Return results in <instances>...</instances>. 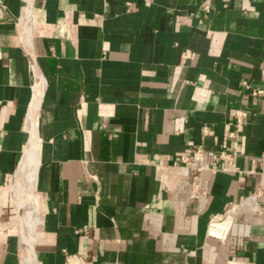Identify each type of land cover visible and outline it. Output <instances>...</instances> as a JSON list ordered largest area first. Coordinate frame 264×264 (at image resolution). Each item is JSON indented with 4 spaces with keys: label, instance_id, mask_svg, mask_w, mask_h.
I'll return each instance as SVG.
<instances>
[{
    "label": "crops",
    "instance_id": "1",
    "mask_svg": "<svg viewBox=\"0 0 264 264\" xmlns=\"http://www.w3.org/2000/svg\"><path fill=\"white\" fill-rule=\"evenodd\" d=\"M255 91L264 0H0V264H264ZM192 148L234 155L200 198Z\"/></svg>",
    "mask_w": 264,
    "mask_h": 264
},
{
    "label": "built area",
    "instance_id": "2",
    "mask_svg": "<svg viewBox=\"0 0 264 264\" xmlns=\"http://www.w3.org/2000/svg\"><path fill=\"white\" fill-rule=\"evenodd\" d=\"M209 12V7H204V13ZM253 96H264V92L255 91L252 92ZM247 114L245 111L238 109L234 113V125L241 126L245 122ZM206 132V131H205ZM235 133L231 132L229 138L235 139ZM207 159H211L208 162ZM233 161L234 155L221 152L215 156L213 152H207L201 148H192L188 153L183 154L179 159L178 168L181 171L183 177V184L190 191V194L194 198H200L205 194V191L201 189V174L207 170H215V163L217 161ZM264 188L261 189L257 194L252 196L250 202L256 205L255 211L258 214L264 212V207H261V202L264 203Z\"/></svg>",
    "mask_w": 264,
    "mask_h": 264
},
{
    "label": "bare ground",
    "instance_id": "3",
    "mask_svg": "<svg viewBox=\"0 0 264 264\" xmlns=\"http://www.w3.org/2000/svg\"><path fill=\"white\" fill-rule=\"evenodd\" d=\"M32 129H33V131H32V134L33 135L31 136V139H30V141H29V143H28V145H27V147L25 149L24 156H23V161H22L23 163L21 164V167H20V170L21 171L27 170V166L30 167V170L34 169L35 168L34 166H36V161H37L36 160L37 138L35 136V130H34V128H32ZM28 178H29V181H33V174H32L31 171H28ZM251 205H253V203ZM253 207H254V210H255L256 209L255 203H254V206ZM23 245H24L23 246L24 248L25 247L30 248L29 245H25V244H23ZM27 253L28 254H27L26 257L28 259L27 260L24 259L23 264H32V261L31 260H32V257H33V255H32L33 253L31 251V249H29L27 251Z\"/></svg>",
    "mask_w": 264,
    "mask_h": 264
},
{
    "label": "rangeland",
    "instance_id": "4",
    "mask_svg": "<svg viewBox=\"0 0 264 264\" xmlns=\"http://www.w3.org/2000/svg\"><path fill=\"white\" fill-rule=\"evenodd\" d=\"M23 177H20V174L19 173H17V176L15 177V185H19L20 183H21V179H22ZM13 180L14 179H12V184H13ZM10 185V184H9ZM17 188V187H16ZM34 192H35V189H34ZM26 191H23V192H21V194L19 195V197L20 198H22V199H25L26 200ZM263 196V195H262ZM29 203H31V202H28V203H26V205H25V209L24 210H22V212H21V215H23L24 214V212L25 211H27L28 209H29V207H30V205H29ZM264 205V203H262L261 202V207H264L263 206ZM19 216V214H15V217L14 218H16V217H18ZM13 218V219H14ZM13 222H15V221H13ZM11 226L14 228V229H16V231H17V226L13 223V224H11ZM16 236H18L19 237V235H18V232H17V235ZM21 248H22V246L20 245V250H19V253H20V256L22 255V250H21Z\"/></svg>",
    "mask_w": 264,
    "mask_h": 264
}]
</instances>
